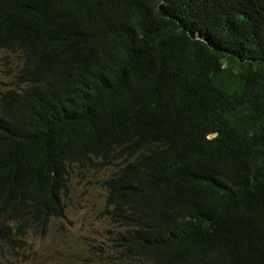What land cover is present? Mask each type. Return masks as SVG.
Listing matches in <instances>:
<instances>
[{
  "label": "trees",
  "instance_id": "obj_1",
  "mask_svg": "<svg viewBox=\"0 0 264 264\" xmlns=\"http://www.w3.org/2000/svg\"><path fill=\"white\" fill-rule=\"evenodd\" d=\"M0 238L101 182L127 264H264V0H0Z\"/></svg>",
  "mask_w": 264,
  "mask_h": 264
},
{
  "label": "rangeland",
  "instance_id": "obj_2",
  "mask_svg": "<svg viewBox=\"0 0 264 264\" xmlns=\"http://www.w3.org/2000/svg\"><path fill=\"white\" fill-rule=\"evenodd\" d=\"M0 53V95L13 88L18 56ZM110 172L75 174L65 199L66 211L48 231L30 232L16 245L0 238V264H127L113 248L118 229L107 214L101 188Z\"/></svg>",
  "mask_w": 264,
  "mask_h": 264
}]
</instances>
